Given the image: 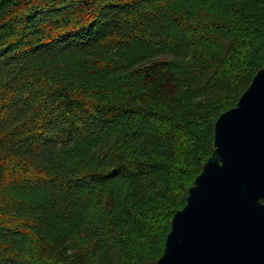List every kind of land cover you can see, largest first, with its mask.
Segmentation results:
<instances>
[{"label":"trees","instance_id":"16d2710c","mask_svg":"<svg viewBox=\"0 0 264 264\" xmlns=\"http://www.w3.org/2000/svg\"><path fill=\"white\" fill-rule=\"evenodd\" d=\"M264 66V0H0V264H156Z\"/></svg>","mask_w":264,"mask_h":264},{"label":"water","instance_id":"95a60500","mask_svg":"<svg viewBox=\"0 0 264 264\" xmlns=\"http://www.w3.org/2000/svg\"><path fill=\"white\" fill-rule=\"evenodd\" d=\"M156 264H264V66L216 117Z\"/></svg>","mask_w":264,"mask_h":264}]
</instances>
